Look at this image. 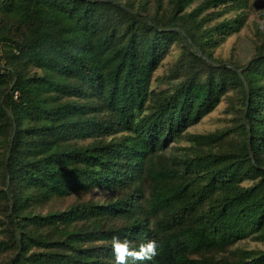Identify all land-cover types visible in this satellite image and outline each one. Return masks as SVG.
Instances as JSON below:
<instances>
[{
	"label": "trees",
	"instance_id": "16d2710c",
	"mask_svg": "<svg viewBox=\"0 0 264 264\" xmlns=\"http://www.w3.org/2000/svg\"><path fill=\"white\" fill-rule=\"evenodd\" d=\"M256 1L264 24V0H0V264H116L114 236L157 241L125 264H264L230 256L264 244V31L215 57Z\"/></svg>",
	"mask_w": 264,
	"mask_h": 264
},
{
	"label": "rangeland",
	"instance_id": "374dc122",
	"mask_svg": "<svg viewBox=\"0 0 264 264\" xmlns=\"http://www.w3.org/2000/svg\"><path fill=\"white\" fill-rule=\"evenodd\" d=\"M262 11L259 1L253 3V5L246 11L248 15V20L245 27L241 32L227 38V40L222 43L215 50V57L224 62H235L240 65H246L252 60L255 52L253 45L254 32L256 25H260L261 29L264 31V24L259 18V14ZM236 13L228 15L229 18L235 16ZM178 49H174L173 53L166 58L162 67L155 74V82L153 89L163 90L168 88V80L161 79L165 74L169 66L175 61ZM230 105L229 101L223 99L222 103L217 107V109L210 115L205 117L199 123L191 126L184 138L173 146L178 148L180 154H185L192 156L193 142L191 141L192 136L208 135L210 133H215L218 130H224L231 127L232 113L229 111ZM227 143L224 144L228 146L230 141L227 139ZM228 144V145H227ZM264 250V244L256 243L252 239L241 241L237 246L230 249V256L240 257L242 252L253 251V250Z\"/></svg>",
	"mask_w": 264,
	"mask_h": 264
},
{
	"label": "clouds",
	"instance_id": "9594fccd",
	"mask_svg": "<svg viewBox=\"0 0 264 264\" xmlns=\"http://www.w3.org/2000/svg\"><path fill=\"white\" fill-rule=\"evenodd\" d=\"M111 247L116 264H125L128 257L141 262L151 260L157 254L158 244L156 240H147L131 248L127 240L121 241L118 236H114Z\"/></svg>",
	"mask_w": 264,
	"mask_h": 264
}]
</instances>
